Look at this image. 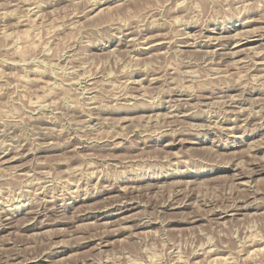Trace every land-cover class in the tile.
Wrapping results in <instances>:
<instances>
[{
    "label": "rangeland",
    "instance_id": "rangeland-1",
    "mask_svg": "<svg viewBox=\"0 0 264 264\" xmlns=\"http://www.w3.org/2000/svg\"><path fill=\"white\" fill-rule=\"evenodd\" d=\"M263 32L264 0H0V264H264V40L231 44Z\"/></svg>",
    "mask_w": 264,
    "mask_h": 264
},
{
    "label": "bare ground",
    "instance_id": "bare-ground-1",
    "mask_svg": "<svg viewBox=\"0 0 264 264\" xmlns=\"http://www.w3.org/2000/svg\"><path fill=\"white\" fill-rule=\"evenodd\" d=\"M33 11V10H32ZM247 30V29H246ZM256 31V30H255ZM257 32V31H256ZM253 33V32H252ZM261 33V32H259ZM220 36V35H219ZM225 36V35H224ZM216 37V36H215ZM237 37V35L235 36ZM134 38V37H133ZM255 38H257L258 40H254ZM226 39V38H225ZM264 40V32L262 34H252V35H246V36H241V37H238L237 39L234 38V40H236L235 42L231 43L233 45V48L232 50L234 52H232L233 54L232 55H236L237 53H239V48L240 47H250L252 44L256 43L257 41H261V40ZM145 42V41H144ZM261 43V42H260ZM224 45V44H223ZM153 46V45H152ZM193 46V45H192ZM215 46V45H214ZM228 46V45H227ZM138 47V46H137ZM220 47V46H219ZM226 47V46H224ZM231 48V47H230ZM228 49V48H227ZM242 49V48H241ZM224 50V49H222ZM243 50V49H242ZM231 51V50H230ZM228 52V51H227ZM230 54V53H229ZM226 55H228L226 53ZM264 68V67H263ZM175 103V102H173ZM181 103V102H180ZM177 104V103H176ZM188 105V104H187ZM202 105V104H201ZM92 110V109H91ZM191 110V109H190ZM229 114V113H228ZM187 116V115H186ZM3 155V154H2ZM15 157V156H12V158ZM16 159H17V156H16ZM13 160V159H12ZM18 160V159H17ZM7 161L10 162V160L8 159H4V157H0V163L1 164H6L8 163ZM38 259V258H37Z\"/></svg>",
    "mask_w": 264,
    "mask_h": 264
}]
</instances>
